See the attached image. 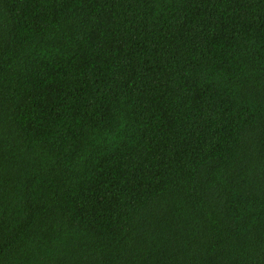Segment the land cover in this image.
Masks as SVG:
<instances>
[{
    "label": "trees",
    "instance_id": "obj_1",
    "mask_svg": "<svg viewBox=\"0 0 264 264\" xmlns=\"http://www.w3.org/2000/svg\"><path fill=\"white\" fill-rule=\"evenodd\" d=\"M0 264H264V0H0Z\"/></svg>",
    "mask_w": 264,
    "mask_h": 264
}]
</instances>
